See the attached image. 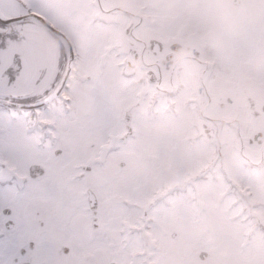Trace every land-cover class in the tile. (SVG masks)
<instances>
[{"label": "rangeland", "instance_id": "1", "mask_svg": "<svg viewBox=\"0 0 264 264\" xmlns=\"http://www.w3.org/2000/svg\"><path fill=\"white\" fill-rule=\"evenodd\" d=\"M233 1L107 0L106 14L86 29L63 26L70 34L77 73L85 79V96L76 106V117L74 105L60 103L56 123L68 155L62 156L66 160L61 168L90 166L91 175L84 174L74 189L80 193L91 188L109 212L101 216L104 227L97 233L85 228L83 213L70 224L58 222L60 215L53 217L50 209L52 192L47 191L43 218L52 226L28 254L32 264H264V232L254 230L257 221L264 224V144L249 141L257 131L264 133V120H256L246 108L251 102L264 103V63H259L260 47L256 51L253 42L258 34L252 38L249 26L258 29L260 22L250 12L252 22L246 18L245 23L237 13L246 5ZM253 5L260 9V3ZM90 10L98 13L97 7ZM133 31L146 42L151 37L178 42L182 51L190 44L202 55L195 59L181 51L169 70L157 69L147 56L158 70L156 84L149 83L144 71L125 75L127 43L132 40L136 46L137 41ZM90 69L96 81L86 78ZM200 83L211 92L214 116L230 114L232 105L218 106L228 96L237 105L238 125H218V140L197 136L199 108L187 105ZM128 110L134 135L120 141L114 137L124 130ZM64 128L73 129L68 139ZM247 159L262 163L244 168ZM235 180L252 190L240 195L230 184ZM38 193L43 194L26 191L16 207L32 211ZM69 199L76 204L79 198ZM24 200L29 204L24 206ZM82 200L81 206L86 205ZM145 203L156 211L149 210L151 216L143 222ZM22 219L16 230L33 227L35 217L29 212ZM25 235L12 232L9 240L0 239V264H14L20 248L34 240ZM62 247L69 248L68 254ZM201 251L208 253L205 260L198 258Z\"/></svg>", "mask_w": 264, "mask_h": 264}, {"label": "flooded vegetation", "instance_id": "2", "mask_svg": "<svg viewBox=\"0 0 264 264\" xmlns=\"http://www.w3.org/2000/svg\"><path fill=\"white\" fill-rule=\"evenodd\" d=\"M235 1L238 2V6L246 5L242 12L237 13V16L244 18L245 23L247 19L251 21L248 15L250 12H254V18L260 22L258 29L249 26L252 38L258 34V39H253V42L256 43V51L260 47L258 50L260 53L256 52L257 57L261 56L259 63H264V0ZM253 2L260 3V9L254 6ZM106 3L107 0H0V239L9 240L12 232L27 234L25 237L34 239L29 241L33 242L32 245L28 242L27 246L20 248L19 256L13 259L14 264L30 261L28 254L33 252L37 244L42 241L41 238L50 232L51 221H45L43 218L47 211L43 203L46 201L47 191L52 192L50 194L52 198H49L50 209L53 207V217L60 215L58 222L70 224L75 217L83 213L82 223L85 224V228L92 227L91 219L95 217L97 228L92 229L93 232L103 231L101 216L109 212L108 208L105 209L104 205L99 203L94 211H91L87 204L81 206L83 197L86 201V192L79 193L74 189L85 176L82 174V165L74 164L72 167L61 168L62 162L66 160H63L62 156L67 158L68 155L66 156V146L60 143L61 130L57 127L56 115L60 114V103L63 102L67 106L74 105V117H76V106L85 96L84 78L78 75L77 67L74 72L67 71L70 51L64 46L61 36L70 43L71 40L70 34L64 32L63 26L68 25L72 30L76 27L86 29L95 16L90 8L97 7V12L99 13L101 9L103 10L101 15H105L103 6ZM106 10L108 13V9ZM235 12L232 11V16H235ZM143 41V45L136 43V46L132 40L128 41L126 57L129 55L135 62L140 74L144 71L145 77H148V71L151 70L154 73L151 74L152 77L157 79V69H166L164 59L171 54V45L174 42H162L161 52L152 55L148 41ZM181 51L182 46L172 55L169 68H172ZM193 51H198L201 57V50L190 44H186L182 52L193 55ZM150 55L153 58L150 61L157 65V69L149 64ZM143 59L147 61L146 64L142 62ZM85 76L88 80L94 78L92 69ZM64 92L68 93L67 98L62 96ZM209 94H211L210 90L199 84L195 94L188 99L192 98L190 104H195L196 108H199V114H196L199 117V131L203 135L207 131L212 134V139L218 140V125L222 123L223 126L229 127L237 121V105L233 104L232 98L228 96L225 98V103L220 102L218 106L225 108L227 105H232L230 114L214 116ZM263 106L264 103L246 104L251 115L256 120L262 121ZM70 121L73 127L78 120L75 118L74 121L72 119ZM68 130L69 128H64L67 139L73 133V129L67 132ZM124 132L121 130L115 138H120ZM261 135L263 144L264 133L262 132ZM253 136L250 142L254 141ZM105 137H109L108 132ZM74 138H76L75 134ZM58 142L59 146L56 147ZM216 149L218 147L213 148V155ZM63 170L66 172L62 173ZM88 174L90 176L91 171ZM88 174H86L87 178ZM232 186L243 195L240 185L233 182ZM29 190L43 192L40 196L38 193V197L31 202V207H36L32 208V211L25 207L17 208L16 203L25 199L26 191ZM75 197L79 199L75 201ZM69 198H73L76 204L69 203ZM24 202V206L29 204V201L24 200ZM55 202L59 203L58 207H55ZM149 210L155 212L156 206L151 205L143 209L140 216L144 221L151 216ZM28 212L35 217L33 227L29 230H16L21 228L22 218ZM257 227L264 230L260 221H257Z\"/></svg>", "mask_w": 264, "mask_h": 264}, {"label": "water", "instance_id": "3", "mask_svg": "<svg viewBox=\"0 0 264 264\" xmlns=\"http://www.w3.org/2000/svg\"><path fill=\"white\" fill-rule=\"evenodd\" d=\"M150 45H151V46H150V49L153 51V53L157 54V53H159V52L161 51V46H162V45H161L159 42H157V41H155V40H151V41H150ZM179 47H180V46L177 45V44H173V45L171 46L172 50H174V51H178V50H179ZM195 54L198 55L196 52H195ZM172 55H173V54H170V55L166 56V60L169 61V62L166 64V68H168L169 65H170V63H171V57H172ZM128 67H129L130 69L134 68V66H132V65L130 64V61H129V63H128ZM150 80H153V78L150 77ZM131 119H132L131 114H130L129 112H127V113H126V117H125V123H126L127 133L124 135L123 138H126L128 135H131V134H132V130H131ZM208 136L211 137L210 134H209ZM260 137H261V135L258 134V135L256 136V139H257L258 141H260ZM86 170L88 171L89 168H86ZM88 203H89V207H90L91 209H95V208L97 207V200H96L94 194L91 193L90 191H88ZM96 222H97V220H96V219H93V226H96ZM30 245H32V244H30ZM63 252H64V253H67V252H68V249H67V248H63ZM206 257H207V254H206L205 252H201V253L199 254V258H200V259H205ZM22 264H30V263L25 262V263H22Z\"/></svg>", "mask_w": 264, "mask_h": 264}, {"label": "bare ground", "instance_id": "4", "mask_svg": "<svg viewBox=\"0 0 264 264\" xmlns=\"http://www.w3.org/2000/svg\"><path fill=\"white\" fill-rule=\"evenodd\" d=\"M256 191L257 192H262V189L260 187H257Z\"/></svg>", "mask_w": 264, "mask_h": 264}]
</instances>
